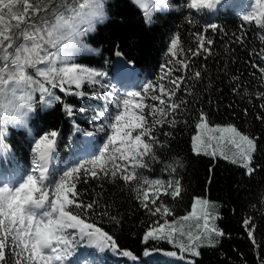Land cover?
Returning a JSON list of instances; mask_svg holds the SVG:
<instances>
[{"label":"trees","instance_id":"obj_1","mask_svg":"<svg viewBox=\"0 0 264 264\" xmlns=\"http://www.w3.org/2000/svg\"><path fill=\"white\" fill-rule=\"evenodd\" d=\"M81 2L83 0H56L58 10L65 15L70 13L63 5L76 6ZM187 2L170 0L169 8L152 12V22L146 23L142 10L131 0H103L105 17L95 21L92 29L80 37L92 50L77 53L72 58V62L103 75L96 78L95 84L85 82L80 89L74 85L71 87V92L80 91L84 95L53 89L60 100L47 106H43L41 93L33 86L32 113L25 126L5 124L0 127L3 144L0 180L8 179L6 174L11 172L15 182L29 172L34 158L33 143L53 130L58 133L54 159L50 164L55 174L59 175L78 161L90 159V152H75L83 145L85 132L95 134L90 142L91 150L95 151L97 142L109 132L107 127L99 130L101 120L97 113L102 110L115 112L113 98L124 95L123 89L112 81L114 60L120 56L124 63L136 68L128 92H143L146 85L161 83L173 87L169 78L161 80L167 70L161 66L178 67L174 61L168 63L172 60L170 41L178 36L180 48L177 56L188 60L189 69L173 71L171 79L184 77L173 99L185 103L169 117L175 120L174 125L156 126L155 135L160 141L155 145L157 159L145 157L148 167L136 171L142 178L165 182L179 180L182 186L180 196L175 199L170 195L161 197L172 210L169 220L187 213L194 197L214 202L217 210L215 224L224 235L216 238L214 247H200L199 256L184 253V259L177 256L168 264H264V98L260 95L264 93V73L261 72L264 69V27L255 21H245L232 5L236 0L226 1L215 11L189 9ZM55 21L56 14L52 9L32 17V22L41 28ZM209 25H215V30ZM13 31L17 34L16 43H22L18 30ZM197 34H203L212 44L205 45L208 52L191 56L189 50L197 48ZM117 52L121 55L118 56ZM197 71L201 73L199 79L193 76ZM28 73L34 79H40L35 69H28ZM66 105L71 107V115L66 111ZM201 112L209 124L233 125L255 140L251 174L223 158L192 151V135ZM135 186L136 182L125 184L119 177L114 180L110 176L88 178V183L81 179L77 184L80 199L84 203L93 199L98 202L92 210L95 215L89 214L90 218L113 236L118 245L115 252L119 256H112L109 249L96 254V250L82 241L73 257L79 254L90 264H128L129 261L121 255L127 251L143 264H156L144 257L146 251L179 253V249L166 238L145 241V232L157 218L141 206L132 190ZM105 212L108 215H104ZM245 220L249 221L247 228ZM249 231H252V237H249ZM11 260L9 255L8 264ZM66 264H72V259L69 258Z\"/></svg>","mask_w":264,"mask_h":264},{"label":"snow or ice","instance_id":"obj_2","mask_svg":"<svg viewBox=\"0 0 264 264\" xmlns=\"http://www.w3.org/2000/svg\"><path fill=\"white\" fill-rule=\"evenodd\" d=\"M136 3L144 9L146 23L152 22V12L170 6L167 0H136ZM220 3L221 0H188L186 6L200 11L213 9ZM149 4L153 5L152 11H149ZM63 6L69 15L58 10L56 0H35V3L32 0H0V127L6 123L25 121L32 111L31 91L35 90L34 85L41 93V102L51 105L60 100L53 89L59 88L66 94L84 95L80 91L71 92V87L74 85L80 89L85 82L95 84L96 78L103 75L72 62L73 50L80 45L79 37L91 30L94 21L105 17L103 0H83L76 6ZM49 9L55 10L54 24L41 28L32 22V17ZM243 19L255 21L258 26L264 27V0H255L253 10ZM84 22L89 24V28L80 31L78 25ZM209 27L213 30L216 28L215 25ZM13 29L18 30L22 43H16L17 34ZM197 41L196 50H189L191 56L208 52L205 45L212 44L203 34H197ZM179 48L180 38L173 37L169 47L172 60L168 63L174 61L178 67L161 66L167 68L161 80L169 78L173 87H166L163 83L146 85L143 92H127L122 98L114 97L115 112L102 110L97 113L101 120L99 130L103 131L105 127L109 129L98 155L78 161L59 175L55 174L49 166L54 159L58 137L57 131L53 130L35 140L29 172L15 182L0 180V264H8L9 255L12 257L11 264H66L82 241L101 251L118 250L113 236L90 218L89 214L95 215L92 210L98 202L93 199L84 203L80 199L77 184L82 178L84 183H88V178L109 176L113 180L119 177L125 184L136 182L132 190L137 200L151 216H158L145 232L144 239H168L179 249V253L169 252L168 255L184 259L183 254L188 253L197 257L200 247L215 246L217 241L214 237L224 234L214 224L210 226L209 221L216 218L209 210L214 205L206 199L194 198L191 212L169 220L167 217L173 215L172 210L161 197L170 195L175 199L180 196L182 186L179 180L165 182L142 178L136 171L148 167L145 157L157 159L155 145L160 141L155 135L156 126L166 123L174 125L175 120L169 117L185 103H177L173 99L184 81L183 76L171 79L173 71L189 69L188 60L177 56ZM117 55L121 53L117 52ZM28 69H35L40 79L29 75ZM261 72L264 73V69ZM200 75L199 71L193 74L196 79ZM260 95L264 98V93ZM147 99L157 103L149 104ZM65 108L71 115V107L66 105ZM195 127L198 131L192 137L194 152L199 154L202 148H212V141L217 142V147L227 143L236 151L231 158L222 151L220 155L252 173V154L256 150L253 138L233 125L211 127L203 112ZM214 133H219V136ZM204 154L215 157L217 151L213 149L209 153L205 150ZM103 214L108 215L106 212ZM193 218L196 220L194 229L191 225L186 227V223ZM201 219L204 221L202 228L199 223ZM244 224L247 228L249 221L245 220ZM248 235L252 237V231ZM123 255L131 256V253L125 251Z\"/></svg>","mask_w":264,"mask_h":264},{"label":"rangeland","instance_id":"obj_3","mask_svg":"<svg viewBox=\"0 0 264 264\" xmlns=\"http://www.w3.org/2000/svg\"><path fill=\"white\" fill-rule=\"evenodd\" d=\"M131 1L134 2V3H135V4H136V5L142 10V12H143V18H144V21H145L144 9L136 3V0H131ZM226 1H229V0H221V3H220L219 5H217V6H221V5L225 4ZM167 3L171 6V4H170V0H167ZM232 5L235 7V10H237L240 14H242V15L244 16L245 14H247L248 12H250V11L253 10V6L255 5V0H236V2H232ZM170 6H169V7H170ZM217 6H216L215 8H213V9H211V10H212V11H215L216 8H217ZM169 7H167V8H169ZM148 8H149V11H152L153 5L149 4V5H148ZM162 9H164V8H162ZM162 9H158V10H162ZM257 11H259L258 8H257ZM94 22H95V21H94ZM94 22H93V24H94ZM145 22H146V21H145ZM93 24H92V26H93ZM78 26H79L80 31H84L85 29H88V28H89V24H88L87 22L79 23ZM92 26H91V29H92ZM79 41H80V45L77 46V47L73 50L72 58H73L74 55L77 54V53H80V52H87V51H91V50H92L88 45H86L83 41H81L80 37H79ZM115 58H116V57H115ZM42 67H44V66H42ZM135 71H136V69H134V71H133V70H130V69L127 68L126 66H122V65H120L119 63H117V60H116V61L114 60L113 67H112V81H113L114 84H116L117 87L123 89V93H124L123 97L126 95V93L128 92L127 89L129 88V86H130V85L133 83V81H134V77H133V76H134ZM129 77H131V78H129ZM21 94H22V93H18V95H21ZM148 95L150 96L151 94L149 93ZM146 102H151V103H152V101H151L150 99H147ZM153 102H154V101H153ZM44 104H45V103H43V106H44ZM45 106H47V104H45ZM31 113H32V111L29 112V113L27 114V116H26V118H25V121H24L23 123H6V124H10V125H12V126H14V127H24L25 124H26V120H27L28 116H29ZM209 125H210L211 127H215V126H217V125H219V126H227V125H230V124H209ZM197 131H198V130L196 129L195 132L193 133L192 137H193L194 135L197 134ZM88 134H91V132L85 134V135H87V136H86L87 139H89L90 137H91L92 139L95 138V135H94V134H93L92 136H89ZM243 134H244V133H243ZM213 135L219 136V133H214ZM249 137H250V136H249ZM250 138H251V137H250ZM105 140H106V137H104L103 140L97 142V146H96V148H95V149H96L95 151H94V150L92 151V150H91V146L89 145L88 151H89L90 154H91V156H90L89 158H91L93 155H98V154H99V150L102 148V146H103ZM86 142H87V140H86ZM34 143H35V142H34ZM34 143H33L32 147L34 146ZM211 143H212V148H207V149L202 148L201 151H200V153L204 154V151H205V150L208 151L209 153H211V151H212L213 149H216L217 154H216L215 157L223 158V157L220 155V152L222 151V152H224L225 155H227V156H229V157L231 158L232 155H233V153L236 151L235 148H234L233 146H231V145H229V144H227V143H221V144L219 145V147H217V142H216V141H212ZM85 146H86V144H84V146H83L82 149H81L82 153H85V152H86V149H87V148H86ZM191 147H192V140H191ZM192 151H193V148H192ZM193 152H194V151H193ZM209 155L212 156L211 154H209ZM213 157H214V156H213ZM223 159H224V158H223ZM225 160L231 162V159H225ZM32 161H33V160H32ZM238 165H239V164H238ZM49 166H50V165H49ZM239 166H240V165H239ZM241 167H242V166H241ZM31 168H32V162H31ZM31 168H30V170H31ZM242 168H244V167H242ZM244 170L248 173L247 169L244 168ZM6 177H7L9 180H11V181L14 182V173L8 172V173L6 174ZM194 198L204 199V198H201V197H194ZM194 198H193V201H192V203H191V206H190L189 211H188L187 213H185L184 215H186V214H188L189 212L192 211V204H193V202H194ZM209 202H210V201H209ZM210 203H211L212 205H214V207L210 208L209 210H210V212L216 217V216H217V210H216L215 203H214V202H210ZM198 207H199V206H198ZM184 215H182V216H184ZM182 216H181V217H182ZM156 218L158 219V216H156ZM157 219H156V220H157ZM167 219H168V217H167ZM171 220H173V219H171ZM195 223H196V220H195V218H193L191 221H188V222L186 223V227H187L188 225H191V226H193V229H194V225H195ZM199 223H200L201 228H202V227H203V223H204L203 219H201V220L199 221ZM209 223H210V226L214 224L215 227L217 228V226H216V224H215V219H214V220H210ZM216 238H217V237H214V240H215V241H216ZM86 244H87V242H86ZM87 246H88V245H87ZM90 248H91L93 251L96 250V254H99V255H100V253L102 252V251L99 250V249H96V248H93V247H90ZM171 252H173V251H171ZM108 253L112 254L113 251H112V250H108ZM167 253H169V252H165V253H164V252H157V251H150V252H149V251H146V252L144 253V257H145L146 259H149L151 262L156 263V264H168V262H169L170 260H176V259H177V256H170V255H168ZM89 255H90V254H89ZM90 256H92V255H90ZM92 257H95V256L93 255ZM123 257L130 261L129 264H143L142 262H140V261H138V260H135L132 256H129V257H131V258H129V257L127 258V256L123 255ZM70 259H72V257H70ZM86 259H87V258H85V257H83V256H82V257L79 256V254L74 255V257H73V259H72V264H90ZM96 259H97V258H96ZM98 260L100 261V258H99Z\"/></svg>","mask_w":264,"mask_h":264},{"label":"bare ground","instance_id":"obj_4","mask_svg":"<svg viewBox=\"0 0 264 264\" xmlns=\"http://www.w3.org/2000/svg\"><path fill=\"white\" fill-rule=\"evenodd\" d=\"M117 63H119V64L122 65V66H126V67L129 68L130 70H133V71H134V69H135V67H134L133 65H131V64H129V63H124V62H122V60L120 59V57L117 58ZM129 78H131V77H129ZM87 133H90V132H87ZM88 135H91V134H88ZM80 151H81V150H80ZM127 257H129V256H127ZM129 258H131V257H129Z\"/></svg>","mask_w":264,"mask_h":264}]
</instances>
